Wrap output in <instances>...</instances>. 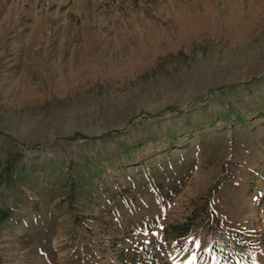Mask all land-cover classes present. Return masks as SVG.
Wrapping results in <instances>:
<instances>
[{"label": "rangeland", "instance_id": "374dc122", "mask_svg": "<svg viewBox=\"0 0 264 264\" xmlns=\"http://www.w3.org/2000/svg\"><path fill=\"white\" fill-rule=\"evenodd\" d=\"M28 42L0 264H264V0H0V61Z\"/></svg>", "mask_w": 264, "mask_h": 264}, {"label": "crops", "instance_id": "0c3cea01", "mask_svg": "<svg viewBox=\"0 0 264 264\" xmlns=\"http://www.w3.org/2000/svg\"><path fill=\"white\" fill-rule=\"evenodd\" d=\"M20 46V47H19ZM16 51V58H19V64H6V61H0V89H34L31 82L33 77H41L48 75L47 69H40L37 63H41L43 59L36 57L37 60L28 58V55L33 57L34 50L30 48V43L19 44ZM50 44L45 45V48H40L47 51ZM22 52V53H21ZM28 54V55H27ZM13 69L15 71H13ZM23 78V85L20 84V79ZM15 83V84H13ZM33 86V87H32Z\"/></svg>", "mask_w": 264, "mask_h": 264}, {"label": "trees", "instance_id": "16d2710c", "mask_svg": "<svg viewBox=\"0 0 264 264\" xmlns=\"http://www.w3.org/2000/svg\"><path fill=\"white\" fill-rule=\"evenodd\" d=\"M7 171H9V169H7ZM9 174V172H7V175ZM181 230H182V233L184 234V233H186V232H188L190 229H189V225H184L182 228H181Z\"/></svg>", "mask_w": 264, "mask_h": 264}, {"label": "bare ground", "instance_id": "6f19581e", "mask_svg": "<svg viewBox=\"0 0 264 264\" xmlns=\"http://www.w3.org/2000/svg\"><path fill=\"white\" fill-rule=\"evenodd\" d=\"M11 13V12H10Z\"/></svg>", "mask_w": 264, "mask_h": 264}]
</instances>
